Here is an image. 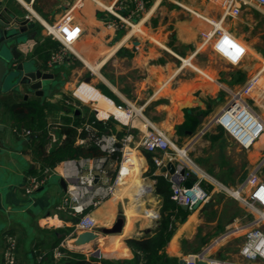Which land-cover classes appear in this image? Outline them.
<instances>
[{
	"label": "crops",
	"instance_id": "0c3cea01",
	"mask_svg": "<svg viewBox=\"0 0 264 264\" xmlns=\"http://www.w3.org/2000/svg\"><path fill=\"white\" fill-rule=\"evenodd\" d=\"M2 1V17L12 22L18 19L27 22L26 31L21 34L25 37L24 43L18 47V62L33 61L38 69L53 73L54 79H49L43 87L44 94L38 95L23 87L20 92L5 91L0 99V124L3 126L0 130V264H4L3 254L9 237L17 243L16 258L19 264H67V257L57 259L54 252L63 242L68 243L75 218L60 207L63 194L70 184L68 177L83 159L73 160L68 174H65L64 161L51 166L54 174L48 182L28 192V177L35 175L32 173L34 170L40 174L47 167L41 170L37 165L30 149V136H20L5 104L21 103L17 107L20 112H28L23 103L29 100L43 104L48 149L65 138L66 125L75 126L79 131L88 125L99 131L92 122L93 118L103 122L105 132L117 134L120 138L131 134L135 143L152 128L164 132L172 142L182 140L199 132L206 118H210V123L224 109L231 92L241 88L247 79L259 71L261 60L264 63V43L260 40L263 34H255L253 28L264 21V10L249 7L245 15L227 16L223 20L221 26L224 30H228L248 48L242 62L231 64L215 51V37H209L213 27H217L208 20L214 16H206L209 10L220 12V18L212 19L218 22L224 13L218 0H144L145 8L132 15L131 11L136 8L134 0ZM184 8H189L195 16L184 12ZM197 11L202 13L196 14ZM118 15L125 17L128 24L112 25L114 21H119ZM227 18L233 20L227 23ZM68 19L73 25L80 26L81 36L72 45V51H67L62 62L50 66L52 53L61 45H56L58 40L49 35L46 28ZM244 29L248 30L244 32ZM41 46L47 47L43 55L38 54ZM214 54L219 61L213 58ZM103 90L108 91L111 97ZM215 102L222 104H217L218 107L212 110L211 104ZM263 103H252L262 117ZM127 104L136 110L133 118L118 108V105ZM192 109L198 114L199 122L196 130L190 133L182 124L186 121L187 110ZM50 133L54 134L57 142H51ZM90 143L89 137H80L76 142L77 145ZM140 149L143 148L132 150V153L137 151V157L143 162L139 176L149 188V191L139 194L144 202L143 209L130 214L135 187L128 181L129 175L123 174L127 180L122 191L124 193L118 195V186L113 196L90 211L98 222L97 232L101 233L100 238L90 246L100 251L101 259L134 262L135 253L128 239L153 234L159 224L163 201L157 192V177H164L165 172L157 165L152 170L144 149ZM178 150L184 156L181 149ZM119 161L109 160L108 172L101 176L102 181L114 179L121 167ZM84 165L98 172L92 162L86 161ZM146 171L147 178L143 174ZM234 194L237 195V192ZM150 199L154 204L147 208ZM210 202L190 211L183 221L175 219V230L164 248L173 264H180V260L202 249L240 219H233L223 228L220 205L211 204V209L215 208L211 217L204 212ZM137 204L138 199L134 201V205ZM262 215L264 217V213ZM119 221L121 225L116 230ZM207 238L209 240L206 242ZM230 241V244L237 242V248L227 258L237 260L236 264L262 263L258 259L249 263L239 260L243 237ZM230 241L218 246L215 254L225 259L221 247ZM64 250L68 254H84L90 249L76 250L67 244ZM90 259L96 260L95 257ZM101 259L96 261L101 264ZM140 264H143V260Z\"/></svg>",
	"mask_w": 264,
	"mask_h": 264
},
{
	"label": "built area",
	"instance_id": "2783aa9c",
	"mask_svg": "<svg viewBox=\"0 0 264 264\" xmlns=\"http://www.w3.org/2000/svg\"><path fill=\"white\" fill-rule=\"evenodd\" d=\"M136 1V8L131 11L139 12L145 8L144 0ZM222 4L224 11L219 23L222 24L227 16L238 17L243 13L244 8H255L264 10V0H218ZM125 6L122 4L121 6ZM187 9V8H186ZM189 9V8H188ZM189 11H191L189 9ZM131 15L129 17H131ZM119 21H114L112 25L122 26L128 24L125 17L118 15ZM208 21V20H207ZM211 23V22H210ZM213 25V23H212ZM49 35L60 42L61 47L54 51L50 58V66L62 62L67 51H72V45L81 36V28L73 25L71 19L46 28ZM209 37H215L214 49L222 58L231 64H239L248 53V48L222 26L213 27V32ZM263 70L252 75L247 82L239 89L233 90L224 109L218 113L204 126L197 134L201 136L207 132L211 124L219 125L230 135L240 146L248 149L264 134V119L255 110L252 103L264 102V81L262 80ZM118 108L126 112L129 118L135 115V108L132 105H118ZM92 132L89 137L104 152L103 156L93 159H83L79 166H75L73 173L68 177L70 184L66 188L62 197L61 210L67 212L72 218H75L74 229L69 235V239L75 237L78 232L83 230L97 231L98 222L92 217L90 211L98 208L103 201L113 196L117 190L120 176L123 175V164L130 162V152L143 148L145 152L152 154V161L159 168H164L170 164L175 165L174 174L166 171L164 177L171 183V199L182 206H187L189 211H194L195 205L206 204L210 201L211 193L206 183L213 184V189L225 190L234 197H240L246 205L264 209V180L259 176V171L264 166V157L260 164L252 170L237 189H230L222 182L216 181L213 177L206 176L203 173L196 172L187 168L183 163V157L178 150V146L172 142L168 136L152 128L137 143L133 140V135L127 134L118 137L111 132H102L95 136L98 130L86 125L80 130ZM20 136H31L32 130L22 128L19 130ZM51 142H57V138L50 133ZM117 152L121 153L119 165L121 166L111 181H102L100 178L108 172V164L111 157ZM186 154V153H185ZM73 160H65L63 166L65 174L70 172V163ZM86 161L92 162L98 172L84 165ZM112 167V166H111ZM110 170V169H109ZM54 174L52 167H47L40 174L30 175L27 181V191L33 192L45 185L49 178ZM185 181L192 182L188 187ZM237 192V195L234 194ZM247 195L245 196V193ZM263 214V213H262ZM261 214V215H262ZM261 215L255 217L250 223H243L240 219L234 221L223 233L213 238L202 249L193 254H189L183 260L187 264H198L199 261L207 264H236L230 262L215 254L216 249L221 244L232 240L233 235L243 237L240 255L249 260L262 259L264 261V229ZM7 246L3 254L4 264H19L16 258L17 243L14 238L9 237ZM66 242L57 248L54 257L59 259L69 257L68 252L64 250L67 247ZM86 259L95 257L101 259L100 251L90 249L84 252Z\"/></svg>",
	"mask_w": 264,
	"mask_h": 264
},
{
	"label": "trees",
	"instance_id": "16d2710c",
	"mask_svg": "<svg viewBox=\"0 0 264 264\" xmlns=\"http://www.w3.org/2000/svg\"><path fill=\"white\" fill-rule=\"evenodd\" d=\"M56 45H60L59 41H56ZM46 50V46H41L39 47L38 54L43 55V52ZM103 92L111 97L108 91L103 90ZM20 104H16L15 102L12 104L6 103L5 108L10 111L11 118L18 130L22 128L32 130V135L30 136V149H32L37 165L41 167V170L65 160L93 159L104 155L102 149L97 146L94 141H91L89 145H77L76 142L80 137H91L92 132L85 129L79 131L75 126L69 125L64 127L65 138L60 144L50 149L46 148L48 130L46 129L43 104L37 100H29L23 103L27 106L28 112L23 110H21V112L18 111L17 107H19ZM186 117V121L182 124L183 128L193 133L199 122L198 114H195L193 109L187 110ZM92 122L99 128L95 136L105 132L106 129L103 128L102 121L93 118ZM145 153L149 164H151L152 170H155L156 164L152 161V154L148 152ZM120 156L121 153L117 152L111 157V160L117 161L120 159ZM32 173L36 174L37 171L34 170ZM157 183V192L162 197L163 201L161 217L157 229L153 234H148L138 239L131 238L127 241L135 253V264H140L141 260H143V264H173V260L166 256L164 248L170 241L175 230V219L179 218L183 221L190 213L189 210L183 209L182 205L177 204L176 201L171 199V183L166 178L158 176ZM210 205L209 203L206 207ZM101 260V264H134V262L130 261ZM66 261L67 264H100L94 259L87 260L85 255L79 252L70 253Z\"/></svg>",
	"mask_w": 264,
	"mask_h": 264
},
{
	"label": "rangeland",
	"instance_id": "374dc122",
	"mask_svg": "<svg viewBox=\"0 0 264 264\" xmlns=\"http://www.w3.org/2000/svg\"><path fill=\"white\" fill-rule=\"evenodd\" d=\"M250 8H244L243 15L245 13H248ZM247 10V11H245ZM252 10V9H251ZM186 13H189V15L195 16V14L189 9L184 8L183 10ZM198 12V11H197ZM209 15L207 14L206 16H209L210 18H220V12L216 11L214 9L209 10ZM202 13V12H199ZM197 16V15H196ZM198 20L206 24L202 19H200L198 16L196 17ZM212 18V19H213ZM211 19V20H212ZM229 23L232 21V18H227ZM226 19V20H227ZM215 21V20H214ZM218 22V21H215ZM255 34L256 33H262L263 36L260 38L262 43H264V21L259 22L254 28H253ZM245 30L248 29H244ZM140 33V32H138ZM214 59H218L217 55H213ZM260 70L264 69V63L261 60L260 62ZM258 72V71H257ZM256 73V72H255ZM254 73V74H255ZM253 74V75H254ZM248 80V79H247ZM246 80V82H247ZM217 104H222L220 102H215V104H211L212 110L217 106ZM264 104V103H263ZM263 118H264V110L262 111ZM209 117V116H208ZM211 117V115H210ZM210 118H206V122H203L204 124H201L204 126L209 124ZM199 126V129L201 127ZM198 132L196 134L190 135V137H183L182 140L177 139L174 141L175 145L178 146L180 149H186V156L183 157V163L184 165L190 169L195 170L196 172H200L205 174L206 176L213 177L216 179V181L222 182L226 187L230 189H237L239 184L244 181L247 175L255 169L256 166L260 164V160L264 157V140H258V143L253 144L250 146L248 149L240 146L235 140L228 135L222 127L216 124H211L210 128L207 130V132L204 135H201L200 137L197 136ZM200 139V140H199ZM143 151V149H140ZM144 174V177L147 178V171ZM259 176L262 180H264V166H262L261 170L259 171ZM212 191L211 193V198H210V204L213 203L214 206L216 204L221 206V222L223 223V228L225 226L229 225L234 221L233 219L235 218H240V220L243 223H250L252 220L255 219V217L261 215L264 213V209H259L258 207H253V206H248L245 205L244 201L240 199V197H234L230 194H228L225 190H217L213 189L215 185L210 183H206ZM148 202V203H147ZM146 203L147 208H151V206L154 204L153 200L150 199ZM243 202V203H239ZM224 206V207H223ZM210 208L206 207L205 211L207 213L208 217H211L214 214V209L212 208V205L209 206ZM208 208V209H207ZM159 217V215H157ZM263 217V215H261ZM236 221V220H235ZM264 223V220H263ZM231 226V225H229ZM263 229H264V224H263ZM228 228V227H227ZM226 228V229H227ZM225 229V230H226ZM223 231V229H221ZM224 230V231H225ZM223 231V232H224ZM239 235H233L232 238H240ZM209 238H207L205 241L207 242ZM230 241V240H229ZM232 241L228 242L226 246L221 247L223 250L225 256V259L230 261V262H237V260H230L228 255H232L234 252V248H237V242H234L230 244ZM239 242H241L239 240ZM235 245V246H234ZM219 256V255H217ZM220 257V256H219ZM223 258V257H222ZM239 260L243 261L244 263H249L248 261L252 260H247V258H244L243 256L239 257ZM262 261L261 264H263L262 259H258Z\"/></svg>",
	"mask_w": 264,
	"mask_h": 264
},
{
	"label": "water",
	"instance_id": "95a60500",
	"mask_svg": "<svg viewBox=\"0 0 264 264\" xmlns=\"http://www.w3.org/2000/svg\"><path fill=\"white\" fill-rule=\"evenodd\" d=\"M0 0V7L2 5ZM27 22L20 19L12 22L0 15V99L7 90L20 92L21 88L32 90L36 94H44L43 87L48 84L49 79H54V74L42 71L37 68L33 61H20L19 44L24 43L25 37L21 34L26 31ZM1 105V100H0ZM1 114V112H0ZM202 118V117H201ZM3 126L0 124V130ZM175 165L170 164L162 169V172H170L174 174ZM64 182V181H63ZM188 187L192 186V182L185 181ZM200 203L195 205L198 208ZM188 210L187 206H182ZM121 221H119L116 230H119ZM101 236L97 231L83 230L77 235L69 239L68 245L76 250L91 249L90 244L96 242ZM180 264H187L185 260H180ZM198 264H207L199 261Z\"/></svg>",
	"mask_w": 264,
	"mask_h": 264
},
{
	"label": "bare ground",
	"instance_id": "6f19581e",
	"mask_svg": "<svg viewBox=\"0 0 264 264\" xmlns=\"http://www.w3.org/2000/svg\"><path fill=\"white\" fill-rule=\"evenodd\" d=\"M196 14H199V13L196 12ZM208 20L211 21V22H213L217 27L221 26V24L219 22H215L214 20H211V19H208ZM96 69H97V67L94 68V70H96ZM259 140H264V134L261 136V138ZM256 143H257V141H256ZM181 151L185 155L186 150L184 151L183 149H181ZM136 152L137 151H135L133 153L130 152V156H131L130 162L124 163L123 164L124 167H123V170H122L123 171V174H125V175L128 174L129 175L130 179L128 177V179H129L128 181L132 183V186L133 187H135V194L134 195L132 194V199L130 201V202L133 203L132 204V210L130 211V214L131 215L134 214L135 212L137 213V210L143 209L144 202L139 197V194H141V193H143L144 191H147V190L149 191L148 186L142 181V179L139 176V174L142 172V168H143V164L142 163L143 162H141V160L137 157V153ZM126 181L127 180H126V177L124 175L120 176L119 182H118V186H119L118 195L124 193L122 191L125 188V186H124L125 184L124 183H126ZM119 196H121V195H119ZM137 199H138V204L137 205H134V201L137 200ZM130 222H132V221H130ZM130 224L131 223H129V225Z\"/></svg>",
	"mask_w": 264,
	"mask_h": 264
}]
</instances>
